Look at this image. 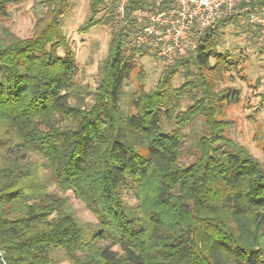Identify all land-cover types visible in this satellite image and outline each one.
<instances>
[{
    "label": "clouds",
    "instance_id": "clouds-1",
    "mask_svg": "<svg viewBox=\"0 0 264 264\" xmlns=\"http://www.w3.org/2000/svg\"><path fill=\"white\" fill-rule=\"evenodd\" d=\"M262 97L264 0H0V161L66 189L52 264H264Z\"/></svg>",
    "mask_w": 264,
    "mask_h": 264
},
{
    "label": "trees",
    "instance_id": "trees-1",
    "mask_svg": "<svg viewBox=\"0 0 264 264\" xmlns=\"http://www.w3.org/2000/svg\"><path fill=\"white\" fill-rule=\"evenodd\" d=\"M223 127L224 124L217 125L218 130ZM219 139L218 136L217 140ZM3 146L4 140L0 139V147ZM6 163L7 161H0V238L9 236L15 238L14 248L20 253L16 257L18 261L25 258L26 252L36 249L39 253H44L36 264H52V258L47 256V251L73 242L70 217L53 215L56 200L66 199L63 195L66 189L53 181L49 183L50 186H55L62 195L51 192L48 184L36 181L33 169L4 167ZM207 167L206 159L205 168ZM92 179L84 177L81 183ZM99 179L103 180L105 191H110L106 186L111 183V179L109 177ZM30 201L32 203H29ZM114 211L119 213V206ZM21 234L26 238L21 239ZM129 238L131 239V236ZM117 247H114L112 252L106 249L100 253L103 264H122V261L124 264H146V261L138 258L135 253H117L114 251ZM241 259L244 260V264H248L246 258Z\"/></svg>",
    "mask_w": 264,
    "mask_h": 264
},
{
    "label": "rangeland",
    "instance_id": "rangeland-1",
    "mask_svg": "<svg viewBox=\"0 0 264 264\" xmlns=\"http://www.w3.org/2000/svg\"><path fill=\"white\" fill-rule=\"evenodd\" d=\"M251 87H255V86H251ZM23 158V157H22ZM31 169V168H30ZM36 176V181H39V182H44L46 185L48 184V187H49V191L51 192H55L59 195H62V193L55 187V186H50L49 182H46L45 179L39 175V174H35ZM114 251H117V249H114Z\"/></svg>",
    "mask_w": 264,
    "mask_h": 264
}]
</instances>
